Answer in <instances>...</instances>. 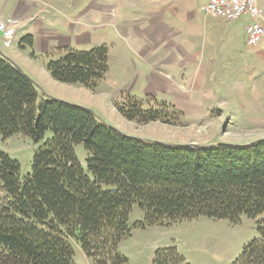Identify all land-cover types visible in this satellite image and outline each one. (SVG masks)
<instances>
[{"label": "trees", "instance_id": "1", "mask_svg": "<svg viewBox=\"0 0 264 264\" xmlns=\"http://www.w3.org/2000/svg\"><path fill=\"white\" fill-rule=\"evenodd\" d=\"M21 44L32 46L33 36ZM108 51L106 44L64 47L46 67L58 81L94 89L108 71ZM143 104L132 95L115 102L128 120L167 122L170 106ZM14 134L42 143L23 179L19 161L0 151L7 197L0 205V264H78L72 240L95 264H125L118 246L136 229L201 216L238 222L242 215L260 217L259 235L232 264H264V137L202 145L127 134L89 106L40 96L36 81L0 54V135ZM78 144L89 153L86 165L76 156ZM136 204L144 217L130 222ZM152 264L191 262L170 244L156 250Z\"/></svg>", "mask_w": 264, "mask_h": 264}, {"label": "crops", "instance_id": "2", "mask_svg": "<svg viewBox=\"0 0 264 264\" xmlns=\"http://www.w3.org/2000/svg\"><path fill=\"white\" fill-rule=\"evenodd\" d=\"M207 1L0 0V17L21 20L12 47L4 46L0 32V54L36 81L40 96L90 106L93 95L88 87L56 80L46 64L57 49L88 50L106 44L107 72L145 81L148 86L143 95L170 98L186 117L218 109L239 118L245 109L254 112L246 113L250 123L256 113L264 111V38L256 46L249 45L246 25L250 16L238 20L210 17L201 8ZM257 3L264 16V0ZM27 34L33 36L32 46L21 44ZM242 100L247 102L246 108ZM226 102L236 104L228 106ZM135 134L148 140L183 143Z\"/></svg>", "mask_w": 264, "mask_h": 264}, {"label": "rangeland", "instance_id": "3", "mask_svg": "<svg viewBox=\"0 0 264 264\" xmlns=\"http://www.w3.org/2000/svg\"><path fill=\"white\" fill-rule=\"evenodd\" d=\"M147 86L148 84L143 80L137 78L126 80L121 74L107 72L106 77L99 81L96 88H88L93 95L92 104L89 107L119 130L135 136H140L135 134L140 133L152 139L209 145L217 142L246 143L264 137V111L256 113L254 120L250 123L247 121L246 113L252 111L247 112L245 109L243 116L241 112L239 113L241 116H238L239 118H236L234 113L232 117L226 116L222 114V110L218 109L202 110L200 113H204V116L186 117L179 106L170 103V98H163L160 94L154 97L143 95ZM124 88L141 96L140 99L144 100V108H157L161 102L170 106L167 122L154 120L137 123L121 116L113 106H116L115 101L124 103L128 95ZM231 96L235 97V95ZM241 102L246 108L247 102L245 100ZM229 103H227L228 106ZM256 106L260 105L256 102ZM249 109L251 108L247 110ZM50 135V131L46 132L44 140ZM41 143L42 141L36 143L30 136L23 134H14L8 138L0 135V151L7 152L13 159L19 161V174L22 179L32 172L33 155ZM75 152L82 164L86 165L89 153L85 146L78 144ZM4 201H7V197L0 182V205ZM143 217L144 211L139 205H134L129 216L130 222ZM259 219L260 217L251 218L242 215L238 222H231L228 219L201 216L182 220L186 222L178 227L175 225L182 221L166 226L154 225L145 230H134L130 236L122 239L118 250L127 258L125 264H152L156 250L170 244H175L191 264H232L241 254L244 246L259 235L257 229ZM72 245L76 263L95 264L85 254L79 243L72 240Z\"/></svg>", "mask_w": 264, "mask_h": 264}, {"label": "built area", "instance_id": "4", "mask_svg": "<svg viewBox=\"0 0 264 264\" xmlns=\"http://www.w3.org/2000/svg\"><path fill=\"white\" fill-rule=\"evenodd\" d=\"M201 8L213 18L238 20L249 15L251 21L246 25L248 44L256 46L264 38V16L257 0H208ZM20 25L18 17H0V32L6 47L13 46Z\"/></svg>", "mask_w": 264, "mask_h": 264}]
</instances>
